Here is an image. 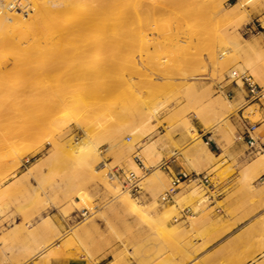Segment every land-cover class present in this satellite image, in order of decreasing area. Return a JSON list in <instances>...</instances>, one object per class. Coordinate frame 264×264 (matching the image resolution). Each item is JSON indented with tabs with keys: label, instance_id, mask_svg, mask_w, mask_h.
<instances>
[{
	"label": "rangeland",
	"instance_id": "374dc122",
	"mask_svg": "<svg viewBox=\"0 0 264 264\" xmlns=\"http://www.w3.org/2000/svg\"><path fill=\"white\" fill-rule=\"evenodd\" d=\"M113 1L83 0L81 14L89 15L95 7L106 14L96 22L97 31L67 43L90 41L101 43L102 49L99 45L88 48L89 54L86 51L73 62L74 70L60 68V74L51 80L59 81L60 97L65 100L60 115L61 143L65 145L71 138L81 140L88 133L101 157L87 169L80 160L70 161V152L63 146L56 152L47 136L40 143L27 139L15 145L23 149L21 163L0 176V189L8 187L0 192V264H65L77 256L116 251L127 254L136 252L144 237H167L168 232L176 231L153 228L154 222L244 219L264 206L251 182L237 171L231 151L238 141L247 140L244 121L261 125L255 130L256 138L264 133V0ZM71 2H65L61 11ZM15 4L24 8L22 0ZM34 14L35 10L23 13L27 18ZM161 18L166 21L157 23ZM47 38L38 42L46 43ZM237 39L252 46L235 47ZM119 62L126 68L124 74L117 70ZM239 63L261 86V98L252 99L246 88L226 80ZM93 71H97L96 76ZM225 114L226 123L211 128ZM135 126L139 127L136 138L130 132ZM199 128L213 136L222 150L214 160L218 164L206 171L214 187L206 188L199 179L182 183L173 201H163L162 196L172 188L163 162L196 146L198 158L210 157L202 148ZM166 138L175 152L165 155ZM253 155L249 148L243 157L249 160ZM188 160L199 173L197 162ZM131 162L137 164L139 172ZM155 169L160 170L159 175L153 174ZM116 170L135 172L139 188L123 184L112 175ZM236 184L243 203L235 202ZM117 189L134 199V207L116 200L113 192ZM177 191L181 193L176 195ZM261 221L260 251L264 249V218ZM17 224L15 234L11 230ZM41 226L45 228L40 230ZM43 244L47 248L38 252ZM60 247L71 253L48 256ZM246 248L250 246H243L244 253ZM228 259V254H222V264ZM255 264H264V253Z\"/></svg>",
	"mask_w": 264,
	"mask_h": 264
},
{
	"label": "bare ground",
	"instance_id": "6f19581e",
	"mask_svg": "<svg viewBox=\"0 0 264 264\" xmlns=\"http://www.w3.org/2000/svg\"><path fill=\"white\" fill-rule=\"evenodd\" d=\"M3 1L5 0H0V176L5 169L10 170L12 167H18L21 163L19 154L23 149L14 148L17 143L27 139L42 141L46 136L49 137L48 141L56 148V152L63 146L64 150L70 152L68 154L70 161L80 160L84 163L83 165L87 166V169L91 168L95 163L97 164L101 156L96 147L92 145L88 133L81 140L73 141L71 138L65 145L61 143L63 139H60V115L64 112L65 100L60 97V89L57 87L60 85L59 81H56L59 83L57 85L51 80L53 76L60 74V68L70 67L67 71H70L71 68L74 70L73 62L82 57L86 51L90 52L88 48H94L96 44L93 45V42L90 41L69 44L67 42L68 40H76L83 34L97 31L96 22L106 14V11L101 10L102 8L100 11L99 7H95L91 14L83 15L80 11V8L85 6L83 0H71V5L67 9L64 8L63 11H61V6L68 0H22L23 9H18L15 4L19 0H7V3H3ZM111 1L114 2L113 0ZM165 3L166 1L163 2V4ZM119 5L121 4L119 3ZM241 7H244L242 3ZM29 10H35V14L27 18L23 13ZM200 11L202 10L200 9ZM65 14H69L67 18H64ZM163 21L166 20L161 18L157 23H162ZM170 26L164 27L168 29ZM44 37H48V42L39 43L38 41ZM240 40L233 41V45L235 47L252 46V43L246 42H244L245 45H242ZM108 42L110 43V41ZM115 59L117 60L116 57ZM118 64L121 63L119 62ZM104 66L106 65L104 64ZM119 66L117 65L116 68ZM121 66L122 69L119 67L117 70L119 69L124 74L123 70L126 68L124 69L123 63ZM101 67L103 68V66ZM244 68L243 64L239 63L236 68L229 71V74L233 71H243L245 70ZM86 69L89 70L88 68ZM104 69L105 67L102 70L104 71ZM79 70L77 69L76 71ZM76 71H74V74ZM66 73L70 74L73 72ZM92 73L95 74L94 71ZM254 74H256L255 71ZM76 75L78 74H75V77ZM229 104V107L233 106L232 103ZM125 107H122V109ZM226 121L227 115H222L211 128L224 124ZM130 128L127 129V132H129ZM138 128V126H135L130 129L131 135H134L135 138L139 131ZM121 142H123L122 139ZM127 146L132 147L133 144H127ZM11 148H14L12 154ZM194 148L197 152L198 146ZM26 150L28 151L29 149ZM206 152L210 157L214 156L210 150H206ZM131 163L133 169L139 172L137 164ZM253 163L256 167L264 165V154ZM78 165L81 168L80 162ZM159 171V169H155L153 174L159 175ZM7 189L8 187L3 190L0 189V192ZM118 189L113 192L115 198L117 197L116 200L118 199L117 201L123 206H133L134 199L128 193L121 195L118 192L121 188ZM261 189L263 193L264 186ZM18 227L17 224L11 232L15 233ZM44 228L45 226H41L40 230ZM21 231L25 232L26 227L21 229ZM30 235L35 236L34 233H30ZM46 248L47 245L43 244L37 251L42 252ZM70 253V249L60 247V249H53L48 256L58 254L67 256Z\"/></svg>",
	"mask_w": 264,
	"mask_h": 264
},
{
	"label": "crops",
	"instance_id": "0c3cea01",
	"mask_svg": "<svg viewBox=\"0 0 264 264\" xmlns=\"http://www.w3.org/2000/svg\"><path fill=\"white\" fill-rule=\"evenodd\" d=\"M259 127L261 125L257 128ZM197 130L202 141V148L210 150L214 156L198 158L196 149L189 147L185 154H179L178 157H174L169 161L168 169H165L171 178L181 172L198 173L189 163L188 159L191 158L201 167V171L198 173L201 175H206L209 168L218 164L214 160L222 152L219 143L213 136L204 133L203 128ZM160 132L163 137L165 132L162 130ZM259 139L264 141V133L259 136ZM164 143L166 144L163 148L165 155L175 152V147L167 138L164 139ZM248 149L247 140H240L232 147L231 151L236 160L237 171L241 170L242 177L251 182L261 205H264V192L262 193L261 189L264 186V165L256 167L253 163L263 153L253 152L255 155L248 160L243 157V154H248ZM245 163L244 172L243 165ZM236 177H239V175L237 174ZM180 193L181 191H177L176 195ZM235 194L236 204L243 203L244 197L239 198L238 184L235 186ZM212 204L215 205V203ZM187 212L192 213V210L187 209ZM217 212L219 213L221 210ZM263 218L264 206L244 219H197L192 222L186 219L158 221L154 222L155 226L153 228H159L165 230V232L176 231L168 232L167 237H144L143 243L137 244L136 252L129 251V253L124 254L116 251L98 253L93 256H77L69 258L65 264H222V254H228L229 259L226 264H255V259L264 253V249L260 251L258 248L259 225L262 223ZM262 243L264 244V241ZM244 245L250 246V248H246L245 253L243 251Z\"/></svg>",
	"mask_w": 264,
	"mask_h": 264
},
{
	"label": "built area",
	"instance_id": "2783aa9c",
	"mask_svg": "<svg viewBox=\"0 0 264 264\" xmlns=\"http://www.w3.org/2000/svg\"><path fill=\"white\" fill-rule=\"evenodd\" d=\"M226 80L231 84H234L236 87L246 88L249 96L252 99H259L263 96L261 94L262 93L261 86H259L253 79V76L247 73L246 71L244 72L233 71L231 74L227 75ZM239 81L241 82V84L238 83ZM222 89H224L223 85H222ZM227 96L228 97L231 96V93L228 92ZM256 128H257L256 125L244 121L245 130L243 135L246 136L247 144L253 152L264 153V141H261L259 138H256L254 136ZM138 161H139V165H142L141 168H144L145 166L144 164H142L140 158H138ZM168 163L169 161L163 162L162 167L168 169ZM112 175L117 177L119 180L123 182V184L129 186L131 189L137 190L139 188L138 176L133 171L126 173L124 170H116L114 173H112ZM171 179H172V188L169 191H167L164 196H162L163 201L172 200L175 191L182 182H191L199 179L206 188L214 187L212 185L210 178L207 175H201L198 173L189 174L187 172H181L177 176L172 177Z\"/></svg>",
	"mask_w": 264,
	"mask_h": 264
},
{
	"label": "trees",
	"instance_id": "16d2710c",
	"mask_svg": "<svg viewBox=\"0 0 264 264\" xmlns=\"http://www.w3.org/2000/svg\"><path fill=\"white\" fill-rule=\"evenodd\" d=\"M212 150H214V148H212Z\"/></svg>",
	"mask_w": 264,
	"mask_h": 264
}]
</instances>
